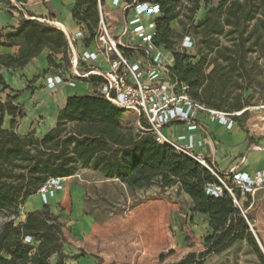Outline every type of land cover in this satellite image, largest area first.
Segmentation results:
<instances>
[{
  "label": "trees",
  "instance_id": "1",
  "mask_svg": "<svg viewBox=\"0 0 264 264\" xmlns=\"http://www.w3.org/2000/svg\"><path fill=\"white\" fill-rule=\"evenodd\" d=\"M29 0H0L9 13L18 11L13 4H27ZM253 0H245L249 5ZM159 5L161 16L156 19L157 37L155 42L174 56V72L190 86V96L202 105L226 113L244 111L223 110L214 102V85H209L204 61L192 62L187 54L177 52L173 22L180 21L183 12L180 0H152ZM259 13L264 17V0H259ZM72 12L77 25H84L89 44L99 24L96 0H75ZM226 13L217 14V9H208L205 17L196 21L195 14L200 0H193L190 8L191 25L202 29L204 39L221 35L226 25H240L242 19L240 2H232ZM224 9V6L222 7ZM250 10L244 19H252ZM246 13V12H245ZM249 17V18H248ZM53 18V16H52ZM264 37V19L259 22ZM8 28L0 35V47L18 48L16 55L0 56V70L24 69L43 51H48L50 67L63 68L68 65V43L64 33L48 24L22 20L18 28ZM246 38L240 36L238 68L241 78L250 77L246 68ZM264 54V51H263ZM61 58L57 60V57ZM236 63V64H237ZM50 71V70H49ZM0 212L10 211L0 232V264H66L71 257L64 253L68 243L65 225L60 214H54L45 204L43 209L26 214L24 221L16 223L20 209L27 200L38 194L51 179L70 178L81 168L100 171L106 179L118 180L130 191L148 190L156 182L162 191L177 187L193 202V211L207 216L212 230L205 240L206 252L198 262L191 254L182 262L174 264H204L211 254H220L239 243L246 242L256 253L261 264L264 257L252 233L247 210L250 195L243 210L235 205L231 195L224 190L220 197L211 196L207 189L220 185L219 180L195 159L178 154L168 145H160L151 134H139L134 129L124 130L121 123L126 112L105 98L77 95L69 98L60 111L56 126L42 136L35 131L19 135L16 129L25 118V106L16 104L24 91L13 90L0 75ZM263 86V83H259ZM9 91L5 100L2 96ZM241 109V106H234ZM247 115V114H246ZM9 117V128L5 121ZM242 118L236 119L237 121ZM236 197L241 198L240 192ZM52 259L55 262L52 263ZM164 260H162L163 262Z\"/></svg>",
  "mask_w": 264,
  "mask_h": 264
},
{
  "label": "rangeland",
  "instance_id": "2",
  "mask_svg": "<svg viewBox=\"0 0 264 264\" xmlns=\"http://www.w3.org/2000/svg\"><path fill=\"white\" fill-rule=\"evenodd\" d=\"M68 1L62 3V11L67 10ZM225 2H228L227 7L232 6V2L243 5L240 9V25L224 24L223 34L204 39V31L191 25L190 19L186 17L190 15L193 0H180L183 16L180 21L171 24L176 31L175 47L177 52H181L184 39L190 37L193 48L185 54L194 63L204 61L209 85H214V102L221 104L226 111L248 110L247 115L240 117V122L259 116L254 126H260L264 124V37L259 25L264 17L258 10L260 2L253 0L246 5L245 0H200L196 21L203 19L208 9L212 8L217 9V14L223 15L227 11ZM249 9L252 19L245 20L243 16L247 15ZM14 12L21 13V21L29 20L59 29L53 25L56 16L41 21L36 14L33 16L37 19L30 15L27 19L24 17L25 12ZM242 35L247 40L246 68L250 77L246 78H241L242 71L237 63L240 56L238 39ZM43 73L47 71L40 75ZM259 83H263V86ZM9 93L7 91L2 99L5 100ZM234 106H241V109H234ZM25 123L29 124V121ZM136 123L137 117L126 112L121 127L124 130L133 129ZM5 127H9V118L5 121ZM65 184L66 191L52 202V206L61 215L65 225L68 243L64 253L79 257L68 260L66 264H174L182 262L191 254H195L200 262L201 255L206 252L205 240L212 234L209 218L195 213L190 197L178 191L177 187L162 191L156 182L148 190L130 191L118 180L106 179L100 171L90 168H81ZM247 210H252L248 214L251 224L258 223L264 227V195L251 194ZM24 212V207H21L16 223L23 221ZM12 217L10 211L0 212V232L3 224ZM254 237L258 244L261 243L259 247L264 257V240L258 233ZM54 262L55 259H52ZM204 264L261 262L248 244L243 242L223 253L207 256Z\"/></svg>",
  "mask_w": 264,
  "mask_h": 264
},
{
  "label": "built area",
  "instance_id": "3",
  "mask_svg": "<svg viewBox=\"0 0 264 264\" xmlns=\"http://www.w3.org/2000/svg\"><path fill=\"white\" fill-rule=\"evenodd\" d=\"M96 1L99 24L93 40L86 43L84 25H77L74 32L62 28L68 43L69 63L63 68L50 69L44 77L46 88L81 89L83 95L105 98L133 113L137 117L133 128L136 133L151 134L160 145H168L178 154L195 159L220 182L209 186L207 193L220 197L225 190L243 210V199L264 188V170L254 176L236 169L221 173L210 161L216 141L198 116L232 130L245 110L221 112L190 96L189 84L174 72L173 54L155 42V21L161 16L159 5L152 0ZM192 48L191 38L186 37L180 53ZM63 189L61 179H51L38 194L48 204ZM237 191L240 199L236 197ZM243 213L247 214V210ZM252 232L255 234L253 229Z\"/></svg>",
  "mask_w": 264,
  "mask_h": 264
},
{
  "label": "crops",
  "instance_id": "4",
  "mask_svg": "<svg viewBox=\"0 0 264 264\" xmlns=\"http://www.w3.org/2000/svg\"><path fill=\"white\" fill-rule=\"evenodd\" d=\"M40 2H43V4L40 5ZM63 2L64 0H29L27 4L18 6V4L14 3V5L18 8V11L26 13L24 16L25 18H28V15H30L31 18L37 19L33 16V14H36L41 21H47L49 16H53V18L56 16V18H54V20H56L55 23H60L63 25L64 29L74 32L77 29V24L73 20L72 15L76 5L75 0L68 1L66 11H62V8H64L62 5ZM44 3H46V5H44ZM21 19L20 12L13 11L9 13V10L0 3V35L6 28L10 31L13 30L11 27L18 28ZM58 28L62 31V28ZM17 52L18 48L0 47V56L16 55ZM47 57L48 51H43L24 69L0 70V75L3 76L6 83L13 90L24 91L16 101V104L25 106V118L20 121L16 129V132L21 136L27 135L32 131H35L37 136L46 134L56 126L59 113L65 107L67 100L73 96L83 95L81 89L66 88L61 90H49L46 88L44 77L51 69ZM60 58L61 57L58 56L57 60ZM45 70L47 73L40 75V73ZM34 78H37L35 82H33ZM2 88L0 84V91ZM45 97H47V99H44ZM198 118L205 123V126L216 141V149L210 161L213 162L221 173H228L236 169L238 172L254 176L256 172L264 170V124L254 126L259 116L254 117L257 119H247L244 122H240L241 119H239L232 130H228L218 122L202 115H199ZM25 121H29V124H26ZM40 127H42V129ZM70 178L61 179L64 189L59 191L56 197L50 199L48 203L54 214H57V211L55 207L52 206V202L66 191L65 181ZM258 194L264 195V188L258 190L255 196ZM246 202L247 199L244 198L243 203ZM42 203L39 194L29 198L24 205L25 212L23 221L26 218V214L43 209V205L45 204ZM251 211L252 210H247V214L252 213ZM251 227L253 231L256 234L258 233L262 240H264V227L258 223L251 224ZM259 244L261 245L260 242ZM89 263L91 264L92 262Z\"/></svg>",
  "mask_w": 264,
  "mask_h": 264
},
{
  "label": "bare ground",
  "instance_id": "5",
  "mask_svg": "<svg viewBox=\"0 0 264 264\" xmlns=\"http://www.w3.org/2000/svg\"><path fill=\"white\" fill-rule=\"evenodd\" d=\"M54 25L57 26V27H60V28H64L63 25L60 24V23H54ZM55 212H56V211H55Z\"/></svg>",
  "mask_w": 264,
  "mask_h": 264
}]
</instances>
